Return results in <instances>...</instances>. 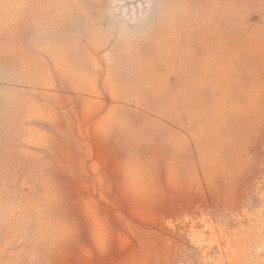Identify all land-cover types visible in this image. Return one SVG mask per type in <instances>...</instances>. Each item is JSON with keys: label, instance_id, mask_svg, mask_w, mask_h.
<instances>
[{"label": "rangeland", "instance_id": "374dc122", "mask_svg": "<svg viewBox=\"0 0 264 264\" xmlns=\"http://www.w3.org/2000/svg\"><path fill=\"white\" fill-rule=\"evenodd\" d=\"M0 264H264V0H0Z\"/></svg>", "mask_w": 264, "mask_h": 264}]
</instances>
